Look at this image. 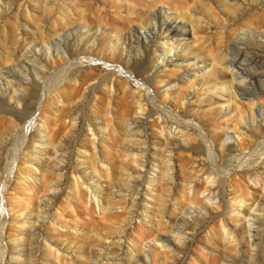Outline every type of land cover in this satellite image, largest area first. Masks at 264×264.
<instances>
[{
    "label": "rangeland",
    "instance_id": "1",
    "mask_svg": "<svg viewBox=\"0 0 264 264\" xmlns=\"http://www.w3.org/2000/svg\"><path fill=\"white\" fill-rule=\"evenodd\" d=\"M237 1L0 0V264H29L31 257V264H125L130 246L137 250L135 256L150 254V264H264V215L254 221L258 231L249 227L257 234L251 237L253 245L248 243L249 216L234 212L232 216L230 212V205L247 209L264 197L260 186L264 126L256 130L248 101L264 93V0ZM213 9L218 10L217 15ZM182 24L190 31L187 37L180 35L175 40L169 27L183 31ZM149 29L155 34L144 38L143 30ZM47 33L49 39L59 42L61 56L56 55V48L45 45ZM124 35L129 36V54L120 47ZM160 42L168 56L175 52L178 58L187 59L163 64L160 50L154 55L149 52ZM112 43L117 48L112 50ZM37 47L40 51L35 54L42 60L37 57L35 63L48 68L42 78L23 57H35L27 53ZM195 50L204 55L205 62L192 53ZM217 50L226 53L225 57L221 54V64L216 61L221 60ZM83 56L89 61L77 64L75 60ZM226 64L236 72L225 68ZM111 65H121L132 75L109 71ZM6 67L23 80L10 87L19 90V100L16 94L10 97L1 84ZM23 70L28 75L20 74ZM184 72L189 76L184 77ZM105 75L115 76L113 91L103 81ZM232 80V85L239 87L237 92L232 88L235 97L228 91ZM154 102L163 112L155 109ZM259 102L264 104L261 99ZM239 111L244 115L241 120L247 118L250 126L240 134L231 128L233 121L239 120ZM252 112L260 120L261 112L256 108ZM190 122L200 129L188 128L185 123ZM42 136L45 145L40 143ZM165 138H170L168 144ZM208 140L223 147L225 157L219 173L204 147ZM92 141L97 144L96 156ZM128 144L137 149L123 152ZM171 154L177 185L173 188L171 171L165 169L172 163L167 160ZM122 162L138 171L122 169ZM100 164L108 167V173L100 171ZM98 173L99 181L94 179ZM192 187L194 192H190ZM207 192L221 201L204 215L201 205ZM239 196L244 201L236 199ZM158 197H163V203ZM44 202L49 207L45 221L40 219L39 208ZM183 204L189 212L184 209L179 213ZM139 206L145 208L143 214ZM128 210H133L131 216ZM175 210L177 222H173ZM164 214L185 239L173 251L169 248L168 254L155 240L157 233L176 238L166 227ZM30 223L38 228V234L30 233ZM112 235L121 239L113 238V243ZM45 238L54 242L52 251L45 247ZM122 239L121 248L118 242Z\"/></svg>",
    "mask_w": 264,
    "mask_h": 264
},
{
    "label": "bare ground",
    "instance_id": "2",
    "mask_svg": "<svg viewBox=\"0 0 264 264\" xmlns=\"http://www.w3.org/2000/svg\"><path fill=\"white\" fill-rule=\"evenodd\" d=\"M54 1V0H53ZM56 1V0H55ZM237 1V0H236ZM237 2H239V0L237 1ZM58 3V2H57ZM236 3V2H235ZM235 5V4H234ZM66 6V5H65ZM46 7V6H45ZM51 7V6H50ZM229 7V6H228ZM230 8V7H229ZM25 9H26V6H25ZM48 9V8H47ZM67 9L68 8H65V10L67 11ZM211 10V9H210ZM215 10V14L217 15V11H216V9H213V11ZM71 11V10H70ZM28 13V12H27ZM148 16V15H147ZM137 17V16H136ZM190 17H192V16H190ZM147 19V18H146ZM150 19V18H149ZM64 20V19H63ZM138 20V19H137ZM143 20V19H142ZM141 20V21H142ZM54 22V21H53ZM65 22V21H64ZM138 22V21H137ZM66 23V22H65ZM142 23L143 22H141V25H142ZM47 24V23H46ZM175 25V24H174ZM181 27H183V31H181L180 30V28H178V27H169V31L170 32H172V34L174 35V36H176L177 38H175V40L176 39H179L178 37H180V35H186V37H187V32H189L190 31V29L189 28H187L186 27V24H182V26ZM76 27L75 26H73V29H75ZM144 28H145V25H144ZM163 28V27H162ZM143 29V28H142ZM193 29V28H192ZM146 30V29H145ZM145 30H143V32H144V38H148V33H151L152 35H154L155 34V32L154 31H151L150 29H149V31H145ZM148 30V29H147ZM192 31V30H191ZM104 32V31H103ZM192 32H195L194 31V29H193V31ZM41 34V33H40ZM43 35H44V32H43V34H42V37H43ZM49 35V33H47V36ZM256 35V34H255ZM45 36V35H44ZM141 36V35H140ZM244 36V35H243ZM239 37V36H238ZM245 37V36H244ZM259 37V36H258ZM40 38H41V36H40ZM47 38V39H46ZM50 38H52V36H50ZM68 38H69V36H68ZM160 38H162V39H164L165 38V36H160ZM196 38V37H195ZM232 38V37H231ZM45 45H46V43L48 44V46L49 47H54V49L56 48L57 49V52H56V55L59 53V46H60V44H59V42L56 40V41H54L53 39H49V36L48 37H45ZM135 39V38H134ZM157 39V38H156ZM238 39V38H237ZM259 39H262L261 37L259 38ZM41 40H42V38H41ZM40 40V41H41ZM78 40V39H77ZM136 40V39H135ZM146 40V39H145ZM148 41H151V39H147ZM175 40H173V41H175ZM250 41H251V39H249ZM138 41V40H137ZM153 41V40H152ZM164 41V43H168V42H165V41H167L166 39L165 40H163ZM229 41V40H228ZM239 41H240V38H239ZM249 41V42H250ZM39 42V41H38ZM42 42H43V40H42ZM119 42V41H118ZM140 42V41H139ZM162 42V41H161ZM158 43V45H154V48H150V51L149 52H152L151 54H153L154 55V53L153 52H156V51H159L160 50V53H161V55L159 56V57H163V64H168V65H170L169 63L170 62H172V60H183V61H185L187 58H178V55H177V53H175V52H173V57H171V56H168V54H167V52L164 50V47L163 46H161V44L163 43ZM230 42V41H229ZM244 42V41H243ZM242 42V43H243ZM248 42V43H249ZM21 44V43H20ZM160 44V45H159ZM225 44V43H224ZM246 44V43H245ZM249 44H251V43H249ZM255 44V43H254ZM260 44V43H259ZM36 45V44H35ZM152 45V44H151ZM165 45V44H164ZM112 50H113V48H115L116 46H117V44L116 43H112ZM136 46H137V44H136ZM149 46H150V44H149ZM80 47V46H79ZM78 47V48H79ZM121 50L123 51V52H125L126 54H129V48H130V40H129V36L127 37V35H124V37H123V39H122V42H121ZM139 47V46H138ZM226 48H227V45L225 46ZM263 47H264V45H263ZM76 48V47H75ZM117 48V47H116ZM137 48V47H136ZM143 48V47H142ZM222 48H223V46H222ZM91 49L93 50V47H91ZM111 50V53H113V51ZM130 50H131V48H130ZM142 50V49H141ZM144 50V49H143ZM149 50V49H148ZM37 51H38V53H39V51H40V48H36V49H34L33 48V50H31L30 49V51H28V52H30V53H27V54H31V55H35V57H33V58H31V56H30V58L28 57V55H23V57L24 58H26V59H28L27 61H29V62H31L32 63V65H33V69H34V71H36V73H37V75H39L41 78L44 76V74H45V70H47L48 68H46V69H44L43 67H41V66H38L36 63H35V61H37L36 59H38L39 58V60L41 59L42 60V58H40V57H38V56H36V54L35 53H37ZM218 52H219V50H217ZM227 51V50H226ZM119 52V51H118ZM220 52H221V49H220ZM220 52H219V55L221 56V54L225 57V52L224 53H221L220 54ZM245 52V51H244ZM6 53V52H5ZM67 53V52H66ZM71 53V52H70ZM70 53H68L69 55H70ZM73 53V52H72ZM75 53H76V50H75ZM193 54H195V56L196 57H199V58H203V54H201V53H199V50H195L194 52H192ZM55 54V53H54ZM67 54V55H68ZM79 54V53H78ZM216 54V53H215ZM218 54V53H217ZM216 54V55H217ZM246 54H248V53H245V55ZM39 55V54H38ZM59 56H61L60 54H58ZM74 55V54H73ZM117 55V54H116ZM152 55V56H153ZM213 55H214V53H213ZM212 55V56H213ZM219 55H218V57H219ZM233 55H235V54H233ZM238 55V54H237ZM241 55V54H240ZM78 56V55H77ZM80 56V55H79ZM78 56V57H79ZM243 56H244V54H243ZM13 57V56H12ZM38 57V58H37ZM63 57H64V55H63ZM69 57V56H68ZM67 57V58H68ZM74 57V56H73ZM105 57V56H104ZM174 57H177V59H174ZM216 57V56H215ZM214 57V59H216ZM218 57H217V59H218ZM224 57H220L221 58V60L220 59H218V60H216V61H219V63L221 64L223 61H222V58H224ZM235 57H236V55H235ZM245 57H247V56H245ZM4 58V57H3ZM61 58V57H60ZM66 57H64V59H65ZM87 58H89V57H87ZM86 58V56L84 57L83 56V58L81 57V58H77V60H75L76 61V63L78 62L79 64L80 63H82V64H80V65H83L84 63L83 62H86L87 60L89 61V59H87ZM91 58V57H90ZM213 58V57H212ZM228 58V57H227ZM238 58V57H237ZM5 59H7L8 61L9 60H13L14 58H7V57H5ZM63 59V58H62ZM74 59V58H73ZM205 58H203V62H205L206 60H204ZM230 59V58H229ZM232 59V58H231ZM235 59V58H234ZM233 59V60H234ZM260 59H262V58H260ZM92 60V59H91ZM225 60H226V58H225ZM232 60V61H233ZM2 61V60H1ZM19 61V60H18ZM60 61H61V59H60ZM63 61H65V60H63ZM71 61H74V60H71ZM70 60H69V62H71ZM106 62H107V60H105ZM211 61H213V59L211 60ZM209 62L208 64L210 65V67H212L213 68V64H212V62ZM215 61V60H214ZM220 61H222V62H220ZM228 61V60H227ZM264 61V60H263ZM3 62V61H2ZM68 62V61H67ZM68 62V63H69ZM126 62H128V59L126 60ZM187 62V61H186ZM59 63V62H58ZM75 63V64H76ZM77 63V64H78ZM87 63V62H86ZM108 63V62H107ZM224 63H226V62H224ZM263 63V62H262ZM20 64H22V66L23 67H25L26 65H25V63L23 62V61H21L20 60ZM42 64V63H41ZM66 64V63H65ZM126 64H128V63H126ZM149 64V63H148ZM176 64V63H175ZM205 63H203V65H204ZM229 65H230V62L228 63ZM232 64V63H231ZM0 65H2L1 63H0ZM55 65V64H54ZM80 65H77V67L78 66H80ZM190 65V64H189ZM206 65V64H205ZM229 65H224V67L225 68H228L229 70H231V69H233V68H229L230 66ZM234 65V64H233ZM264 65V64H263ZM263 65H261V66H263ZM61 66H63V65H61ZM65 66H67V65H65ZM69 66V65H68ZM71 66H73V62H72V64H71ZM76 66V65H75ZM197 66V65H196ZM2 67V66H1ZM21 67V66H20ZM38 67V68H37ZM47 67V66H46ZM64 67V66H63ZM62 67V68H63ZM264 67V66H263ZM64 68H66V67H64ZM73 68H75L74 66H73ZM145 68V67H144ZM257 68V67H256ZM78 69V68H77ZM107 69L109 70V71H113V72H118L120 75H122V74H125V76L126 75H128V76H131L132 74H131V72H128V71H126V70H123V67L120 65V66H115V65H111L110 67H107ZM6 74H5V76H4V78H3V81L1 82V84L4 86V89H6V90H8V93L10 94V97H13L16 93H20L19 92V90L18 89H10V87H12V86H16V85H19V83H22V79L21 78H18V77H16L15 75H14V73H13V71H12V68H10V67H6ZM58 70V69H57ZM63 70V69H62ZM66 70V69H65ZM72 70V69H71ZM70 69H69V71H71ZM129 70V69H128ZM0 71H2V70H0ZM68 71V73H70ZM80 71V70H79ZM232 71V70H231ZM233 71H235L234 69H233ZM63 72V71H62ZM65 72H67V71H65ZM77 72V71H76ZM236 72V71H235ZM0 73H2V72H0ZM23 73H25V75H28V73H26V70H23V71H21V73L20 74H23ZM51 73V72H50ZM67 73V74H68ZM72 73H73V71H72ZM137 73V72H136ZM233 74H234V72H232ZM264 73V72H263ZM64 74V73H63ZM111 74V73H110ZM113 74V73H112ZM138 74V73H137ZM196 74V73H195ZM73 75V74H72ZM262 75H264V74H262ZM46 76V75H45ZM64 76V75H63ZM66 76V75H65ZM71 76V75H70ZM76 76V75H75ZM134 76V75H133ZM187 76H189V74L187 73V72H184V77H187ZM195 76V75H194ZM234 76V75H233ZM232 76V77H233ZM69 77V76H68ZM67 77V78H68ZM104 78H103V81L105 82V83H107V85H108V87H109V89H113L114 87H115V76H113V77H110V75H105V76H103ZM137 77V76H136ZM236 77V76H235ZM239 77V76H238ZM237 77V78H238ZM46 78V77H45ZM119 78V77H118ZM189 78V77H188ZM188 78H186L187 80H188V82L189 83H192V79H188ZM28 79V78H27ZM69 79V78H68ZM142 79V78H141ZM235 79V78H234ZM240 80L242 79L243 80V78H239ZM238 79V80H239ZM259 79V78H258ZM32 80V79H31ZM31 80H29V81H31ZM47 80H49V78L47 79ZM120 80V79H119ZM138 80V79H137ZM236 80V79H235ZM234 80V81H235ZM1 81V80H0ZM45 81V80H44ZM66 81H67V79H66ZM76 81V80H75ZM101 81V80H100ZM123 81H125V79L123 80ZM143 81V80H142ZM53 82V81H52ZM71 82V81H70ZM121 82V85L123 84L122 83V80L120 81ZM126 82V81H125ZM135 82H136V80H135ZM134 82V83H135ZM137 82H139V81H137ZM239 82V81H238ZM240 82H242V81H240ZM244 82V81H243ZM31 83H32V81H31ZM48 83V82H47ZM76 83H77V81H76ZM99 83V82H98ZM118 83V82H117ZM232 83H233V80H232V82L230 83V89L228 90L229 91V93H230V95H232V96H236L237 94H234L233 93V91H232V88L233 87H236L235 88V91L237 92V91H239V87H238V85L237 86H233L232 85ZM245 83H246V81H245ZM103 84V83H102ZM142 83H140V85H141ZM144 84V83H143ZM239 84V83H238ZM247 84V83H246ZM32 85H33V83H32ZM39 87H40V85H42V84H37ZM34 86V87H38V86ZM98 85V84H97ZM124 85V84H123ZM128 85V84H127ZM147 85V84H146ZM248 85V84H247ZM102 86V85H101ZM145 86V85H144ZM244 86H245V84H244ZM43 87H44V85H43ZM122 87H124V86H122ZM121 87V88H122ZM126 88V87H125ZM124 88V89H125ZM128 88V87H127ZM130 88H131V86H130ZM142 88V87H141ZM246 88V87H245ZM38 89V88H37ZM241 89V88H240ZM247 89V88H246ZM264 89V88H263ZM47 90V89H46ZM129 90V89H128ZM251 90V89H250ZM256 90V89H255ZM255 90H253V91H255ZM258 90V89H257ZM34 91H36V90H34ZM59 91V90H58ZM58 91H56V93L58 92ZM113 91V90H112ZM132 91V90H131ZM131 91H130V93H131ZM247 91V90H246ZM252 91V92H253ZM260 91V90H259ZM148 92V91H147ZM245 92V91H244ZM256 92V91H255ZM261 92V91H260ZM59 93V92H58ZM113 93V92H112ZM111 93V94H112ZM142 93V92H141ZM148 93H150L151 94V92H148ZM147 93V94H148ZM48 94H50L49 92H48ZM53 94V93H52ZM133 94V96H134V93H132ZM149 94V95H150ZM251 94V93H250ZM43 95H45V94H42V96L40 97L41 99H40V101H39V105H40V103H41V101H42V97H43ZM55 95V94H54ZM136 95V94H135ZM141 95V94H140ZM140 95H138V96H140ZM244 95V94H243ZM58 97H59V94L57 95ZM156 96V95H155ZM254 96V95H253ZM256 96H257V98L256 99H249L248 101H249V109H250V112H251V116H252V120H254L255 122H256V126H255V128H256V130L257 131H260V129L264 126V104H262L261 102H259V99H261V100H263L264 101V93H263V96H261V95H257L256 94ZM16 97H17V94H16ZM47 97V96H46ZM135 97V96H134ZM247 97V96H246ZM19 97H17L16 99H18ZM55 98V97H54ZM57 98V97H56ZM60 98V97H59ZM58 98V99H59ZM248 98V97H247ZM253 98H255V97H253ZM44 99H46V98H44ZM137 99V98H136ZM139 99V98H138ZM137 99V100H138ZM19 100V99H18ZM59 101H61V99L59 100ZM137 102V101H136ZM138 102H139V100H138ZM156 102V101H155ZM155 102L153 103L154 104V106L156 107L155 109L157 110V111H159V113H160V108H161V105H159V104H155ZM141 103H142V101H141ZM42 104V103H41ZM137 104V103H136ZM139 104V103H138ZM228 107H230V104L228 105ZM228 107H226V109L228 108ZM140 108V107H139ZM142 108V107H141ZM258 109L260 112H261V118H260V120H258V119H255V116H254V113L252 112V110L253 109ZM154 109V108H153ZM142 110V109H141ZM145 109H143V112H145L144 111ZM163 110H165V109H163ZM161 112H163V111H161ZM167 112V111H166ZM218 112V111H217ZM258 112V111H257ZM165 113V112H164ZM239 113H240V116H239V120H235V121H233L234 122V124H233V126L231 127L232 128V131L234 132V133H238V134H240V132H242L243 130L245 131V130H247V128L248 127H250L249 126V123H248V121H247V118H246V120H241V118H242V115H243V113L241 112V111H239ZM163 114V113H162ZM165 114H169V113H165ZM165 114H163V115H165ZM167 115L165 116V117H167ZM244 116V115H243ZM164 117V118H165ZM169 117L171 118L172 117V115L170 116L169 115ZM33 118V117H32ZM170 118H168V119H170ZM174 118V117H173ZM172 118V119H173ZM28 122H29V120H28ZM70 122V121H69ZM176 122H177V120H176ZM183 123V122H182ZM181 122L179 123V125L180 124H182ZM194 123V122H193ZM185 123L186 124V126L188 127V128H190V129H192V128H197L198 126L194 123ZM227 123V122H226ZM163 124V123H162ZM170 124V123H169ZM177 124V123H176ZM184 124V123H183ZM72 124H70V126H71ZM73 125H74V123H73ZM173 125L175 126V123H173ZM164 126V125H163ZM185 126V127H186ZM165 127V126H164ZM167 127V126H166ZM199 127H201V126H199ZM198 127V128H199ZM178 128H179V126H178ZM165 129V128H164ZM169 129V128H168ZM167 129V131H169ZM175 129V128H174ZM200 129V128H199ZM199 129H198V131H199ZM240 129V130H239ZM243 129V130H242ZM178 130H180V128L178 129ZM183 130H185V129H183ZM176 131V130H175ZM194 131V130H193ZM192 131V132H193ZM227 131V130H226ZM174 132V131H173ZM178 132V131H177ZM183 132V131H182ZM188 132V131H187ZM190 132V131H189ZM169 133V132H168ZM172 133V132H171ZM179 133H180V131H179ZM186 133V131L185 132H183V135H187V134H185ZM177 134V133H176ZM182 134V133H181ZM201 134V133H200ZM201 136L204 138V137H206L207 136V134H205V133H203V134H201ZM42 137H44V136H42ZM229 135L226 137V140L227 139H229ZM170 139V138H169ZM168 138H165L164 139V142L166 143V144H168L167 142H168V140H169ZM242 139V138H241ZM170 142H171V140H170ZM228 142V141H227ZM241 142V141H240ZM42 145H45L46 144V139H45V137L44 138H42V141L40 142ZM203 143V142H202ZM206 143V142H205ZM92 144H93V152H94V154H95V156H96V152H97V150H96V148H97V144L94 142V141H92ZM204 144V143H203ZM124 145V144H123ZM167 146V145H166ZM59 147V146H58ZM61 147V146H60ZM205 149L207 150V155L209 156V158H211V164L214 166V167H216V173H219V169H221V167H222V165H223V163H224V157L225 156H223V147H222V145H217V144H215V143H212V141H210V140H208L207 141V143L205 144ZM58 149V148H57ZM122 149V148H121ZM137 148L136 147H134L133 145H125V146H123V149H122V151L124 150L125 151V153H127L126 151H128V152H132V151H135ZM56 150V149H55ZM123 151V152H124ZM129 153V154H130ZM135 153V152H134ZM164 153V152H163ZM169 153H171V152H169ZM133 155V154H132ZM161 155V154H160ZM264 155V154H263ZM161 156H163V155H161ZM173 156V154H171L170 156H168V158H167V160L168 161H172V163H170V165H167V166H165V167H167V168H165V169H168V171L172 174V175H170V174H168V175H170V177H169V179L170 180H172V182H173V185L171 186L170 185V187H177V185L175 184L176 183V181H175V175H173L174 174V170H175V166H174V163H175V161L173 160V158L174 157H172ZM243 156H245V155H243ZM233 157V156H232ZM164 158V157H163ZM162 158V159H163ZM243 158V157H242ZM245 158H246V156H245ZM230 159V158H229ZM233 159H238V160H240L241 158L239 157V156H237V158L236 157H233ZM31 160V159H30ZM39 160V159H38ZM164 160V159H163ZM162 160V161H163ZM231 160H232V158H231ZM162 161H161V164H162ZM164 162H166V161H164ZM166 163H168V162H166ZM229 163V162H228ZM239 163V162H238ZM140 164V163H139ZM219 164V165H218ZM163 165H165V163L163 164ZM220 165H221V167H220ZM235 165V164H234ZM29 167V166H28ZM99 167H100V171H104V172H106V173H108V167L107 166H104V165H102V164H100L99 165ZM121 167H122V169H124V170H128V171H130L131 173H134L135 171H138V169H135V168H131L130 166H128L127 164H123V162H122V164H121ZM164 168V167H163ZM121 169V168H120ZM97 171V170H96ZM127 171V172H128ZM167 171V170H166ZM165 171V172H166ZM168 171H167V173H168ZM222 172V171H221ZM223 173V172H222ZM228 174V173H227ZM93 178V177H92ZM100 178H101V176H100V174L98 173L96 176H94V179H96V180H100ZM263 180H264V178H263ZM263 180H262V183H263ZM58 181H59V179H58ZM80 181H82L81 179H80ZM79 181V182H80ZM60 182V181H59ZM78 182V183H79ZM188 182H189V180H188ZM187 182V183H188ZM196 182V181H195ZM82 183V182H81ZM80 183V184H81ZM84 183V182H83ZM254 183V182H253ZM260 184V186H262V187H264V183L263 184ZM190 184V183H189ZM187 185V187L186 188H188V186H190V185ZM258 184V183H257ZM82 185V184H81ZM192 185V184H191ZM259 185V184H258ZM74 187L77 189V179H75L74 180ZM211 188H212V186H210ZM195 187H192L191 188V191L190 192H194V189ZM92 190L93 191H95L94 189H93V187H92ZM198 190V189H197ZM264 190V189H263ZM136 191V190H135ZM138 191V190H137ZM136 191V192H137ZM209 191V190H208ZM210 191H211V189H210ZM133 194L132 195H134V192H132ZM139 193V192H138ZM205 193V192H204ZM216 193V192H215ZM214 193V194H215ZM192 194V193H191ZM195 194H196V191H195ZM213 194V195H214ZM222 194V193H221ZM139 195V194H138ZM137 195V196H138ZM216 195V194H215ZM52 196L50 195V196H48V198H51ZM193 197V196H192ZM203 197H205V200H204V203L201 205V212H202V214H204V215H208L209 213H210V211L213 209V207H212V205H214V204H217V203H220V201H221V197H219V196H215V198L214 197H212L211 196V194L209 193V192H207L206 194H204V196ZM158 198H160V197H158ZM157 198V199H158ZM214 198V199H213ZM133 199V198H132ZM161 199V200H160ZM158 201H160L159 203H161L162 202V199H163V197L162 198H160ZM235 199V198H234ZM236 199H238V200H241V201H244V200H242L243 199V197H241V196H239L238 198H236ZM53 200V199H52ZM132 201V200H131ZM132 202H134V201H132ZM132 202L129 204V205H131L132 204ZM158 203V202H157ZM163 203V202H162ZM234 203V202H233ZM166 203H164V204H162L163 206L165 205ZM128 205V206H129ZM135 205V204H134ZM136 205H138V204H136ZM158 205H160V204H158ZM168 205V204H167ZM175 205V204H174ZM173 205V206H174ZM132 206V205H131ZM172 206V207H173ZM164 207H166V206H164ZM175 207V209H176V206H174ZM173 207V208H174ZM186 207V205L185 204H183L181 207H180V211H179V213H181L184 209H186V212H189L187 209L188 208H185ZM39 208L42 210V214H43V216L42 217H40V216H37L36 217V220L38 221V218L40 217V219H42L43 221H45V219H46V217L45 216H47V219H49V211H48V209L47 208H49L48 207V203H46V202H44L42 205L40 204L39 205ZM139 209H140V213H142L143 214V212L145 211L144 209L145 208H143V207H141V206H139L138 207ZM161 208V207H160ZM172 208V209H173ZM230 212H231V215L233 216V213L232 212H234L235 214H243V216H244V214L245 215H248L249 217H246V218H249V220H250V222H249V224H248V228H247V231H248V235H249V241H248V243H252L253 245H254V241L252 240V238L251 237H255L257 234H256V232H252L250 229L251 228H249V227H252L253 228V231L254 230H256V231H258L257 229H254V228H257L255 225H254V221L255 220H257L259 217H261V216H263L264 215V197L262 196V199H260V201H258L257 203L254 201V202H252L251 204H249V206L247 207V209H244V208H242V206H236V207H233V206H231L230 205ZM161 210H162V208H161ZM226 210H228V209H226ZM129 211V210H128ZM133 211V210H132ZM132 211L130 212V216L132 215ZM164 211V210H163ZM173 211H174V209H173ZM251 211H254L255 213L254 214H251L250 212ZM135 212V211H134ZM133 212V214H135L138 218H140V216L139 215H137V213H134ZM166 212V211H165ZM184 212H185V210H184ZM162 213V212H161ZM194 213V212H193ZM168 214V213H167ZM174 214V221L173 222H177V221H180V219L177 217V216H179L178 215V213H176V210H175V212L173 213ZM234 214V215H235ZM45 215V216H44ZM190 215H192V214H190ZM162 217H163V219H164V221H165V224H167V226L166 227H168V229L169 230H171V231H174V233H175V235H176V238H171L170 236H168V235H166V234H164V235H162L161 233H157L156 235H155V240H156V242L157 241H160V244H159V249H164V251H165V253L166 254H168V251H169V248L173 251L177 246V244H178V242H179V244H184V238L180 235V234H182V233H180L179 232V230L177 229V228H175L174 226H172L170 223H171V220H169L166 216H165V214L164 215H162ZM166 217V218H165ZM191 217V216H190ZM193 218V217H192ZM260 219V218H259ZM131 220H132V217H131ZM130 220V221H131ZM129 221V223H131ZM35 222V221H34ZM256 222V221H255ZM184 223V222H183ZM182 223V224H183ZM220 223H221V221H220ZM180 224V223H179ZM182 224H180V225H182ZM223 225V223H221V226ZM32 227V230H31V234H38V228H36V227H33V225L30 223V226H29V228H31ZM181 227V226H180ZM182 228V227H181ZM184 228V227H183ZM228 228V227H227ZM181 231V230H180ZM182 231H183V229H182ZM232 232V231H231ZM180 235V236H179ZM183 235V234H182ZM40 237V236H39ZM115 238H118V239H121L119 236H117V235H112V237L110 238V241H112L113 243H114V239ZM40 239V238H39ZM232 242H234L233 240H231ZM236 242V241H235ZM238 242V241H237ZM44 243H45V247L49 250V251H52L51 250V246L53 245V241H51V240H49L48 238H45L44 239ZM231 243V242H230ZM239 243V242H238ZM178 244V245H179ZM234 244V243H233ZM118 246L119 247H121L122 248V246H123V239H122V241H120V242H118ZM182 246V245H181ZM237 246V245H236ZM172 247V248H171ZM31 249V247L29 248V250ZM154 250V249H153ZM168 250V251H167ZM128 251H129V253L128 254H126L127 256H126V263L125 264H131L129 261H131V260H133V261H135L137 264L139 263V264H150V262H149V255L148 256H135V251L137 252V250L135 249V248H133V247H131L130 246V248H128ZM30 252H31V250H30ZM237 252V251H236ZM139 253V252H138ZM166 254H164V255H166ZM223 255H226V254H223ZM31 256H32V254H31ZM32 258V259H31ZM30 258V261H29V264H31L32 263V261H33V257H31ZM102 258H104L103 256H100V259H102ZM225 258H229L230 260H233L234 258H235V256H233V255H226V257ZM121 259V258H120ZM156 259V257H155V255L152 257V260H154V263H155V260ZM249 261V260H248ZM221 263V262H220ZM222 263H226V260L224 261V262H222Z\"/></svg>",
    "mask_w": 264,
    "mask_h": 264
}]
</instances>
